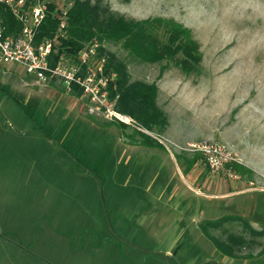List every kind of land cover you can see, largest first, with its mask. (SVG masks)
<instances>
[{
  "label": "rangeland",
  "instance_id": "374dc122",
  "mask_svg": "<svg viewBox=\"0 0 264 264\" xmlns=\"http://www.w3.org/2000/svg\"><path fill=\"white\" fill-rule=\"evenodd\" d=\"M102 1L126 18L182 23L199 44L200 71L185 74L172 62H143L118 43H100L126 63L131 80L158 86L168 125L162 133L144 129L160 145L146 147L132 146L133 126L88 113L81 96L58 81L37 84L21 67L0 63V188L14 202L16 221H67L68 264H198L205 255L209 264H248V258L223 261L198 223L234 213L255 230L264 227V0ZM42 122L71 148L81 143L89 164L110 151L97 165L99 176L57 150L54 138L35 129ZM204 139L227 145L237 178L211 174L190 150ZM193 158L201 170L189 180L185 169ZM241 187L257 192L256 199L251 192L219 195ZM161 194L169 204L182 201L177 221H161ZM153 221H161L159 238ZM105 225L112 239H102ZM223 228L212 232L240 233L243 224ZM254 239L241 255L255 257L264 248V237ZM178 242L190 252L200 249L194 262L180 261L181 249L166 255Z\"/></svg>",
  "mask_w": 264,
  "mask_h": 264
},
{
  "label": "trees",
  "instance_id": "16d2710c",
  "mask_svg": "<svg viewBox=\"0 0 264 264\" xmlns=\"http://www.w3.org/2000/svg\"><path fill=\"white\" fill-rule=\"evenodd\" d=\"M53 5L36 30L34 42L39 43L44 39L57 38L55 46L56 54L66 53L74 55L84 43L96 39L101 42H114L122 46L129 55L143 62H172L185 74L198 73L200 71L201 52L198 42L193 38L189 28L182 23L162 16L147 17L144 19L126 18L125 16L110 9L109 5L102 0H74L67 11L65 24V36H58L59 17L53 13ZM0 22L3 26L4 35L16 36L21 30V24L12 15L10 10L0 4ZM104 52V48H100ZM107 56L106 69L116 73V78L109 83L111 97H116V108L122 113L131 116L138 125L148 132H163L168 125L166 113L157 104L158 86L155 82L143 80H131L126 63L118 59L114 53L104 52ZM80 96L81 90L73 87L70 92ZM122 128L126 124L115 121ZM36 130H41L49 138L59 141L63 149L72 154L80 164L84 165L92 173L99 176L97 168L101 166L110 151H106L101 163H87L83 152V145L78 140L73 148L71 143L64 138L54 135L46 122L36 123ZM137 137L132 135V142L144 146H160L159 143L148 133L134 128ZM74 144V143H73ZM195 159H191V164ZM190 164V165H191ZM98 165V166H97ZM236 163H233V169ZM187 167L186 170H188ZM259 212H257L258 214ZM241 221L243 230L240 233H227L220 237L212 230L224 229L223 226L231 221ZM201 234L209 239L215 250L221 255L232 259H249L248 264H264V248L258 255H241L243 248H251L256 237H264V227L255 230L249 221L239 214H223L215 219H203L198 223ZM110 231L104 233L107 239ZM195 248L196 246H192ZM198 252H201L197 248ZM195 252L197 257L199 254ZM202 254H204L202 252ZM210 259L204 256L198 264H209Z\"/></svg>",
  "mask_w": 264,
  "mask_h": 264
},
{
  "label": "built area",
  "instance_id": "2783aa9c",
  "mask_svg": "<svg viewBox=\"0 0 264 264\" xmlns=\"http://www.w3.org/2000/svg\"><path fill=\"white\" fill-rule=\"evenodd\" d=\"M74 0H0L21 24L18 35H4L0 22V63L21 67L37 84L58 81L71 92L73 87L81 90L85 109L92 115L117 121L144 131L129 115L116 108V97L109 93V83L116 73L106 69L107 56L98 40L84 43L74 54H56L58 39H44L34 42L37 28L45 18L49 6L59 17L58 36H65L67 11ZM190 150L198 152L204 159L211 174H223L237 178L231 167L235 158L224 143L201 140L190 144Z\"/></svg>",
  "mask_w": 264,
  "mask_h": 264
},
{
  "label": "crops",
  "instance_id": "0c3cea01",
  "mask_svg": "<svg viewBox=\"0 0 264 264\" xmlns=\"http://www.w3.org/2000/svg\"><path fill=\"white\" fill-rule=\"evenodd\" d=\"M54 140L56 141H54L55 146L59 150L61 145L57 139ZM132 144V146H144L135 142H132ZM139 161L143 162V160ZM200 170L201 168H198V162L195 160L188 170L185 169L186 177L189 180L195 179ZM248 192L253 193V197L256 199L257 192L242 187L234 191L222 192L219 195L223 196L222 198L232 197L233 199V196ZM6 193L8 192L4 188H0V264H68L65 261V255L71 248L70 239L66 234L68 230L67 221H16L17 211L10 208V206H14V202L9 198L7 199ZM206 194L211 195L208 192ZM168 200L164 199L161 194V221H171L173 223L182 215V201L177 200L169 204ZM161 221H153L155 228H157L155 234L157 238L161 237ZM181 228H177L175 243L181 237ZM107 230L110 231L107 240L112 239L113 233L106 225L102 232V239ZM180 245L178 242L172 252L166 250V255L175 257L178 250L181 249L178 259L188 263L194 262L197 259L194 252H190L187 247ZM225 258L226 256H223L221 259L224 261Z\"/></svg>",
  "mask_w": 264,
  "mask_h": 264
}]
</instances>
